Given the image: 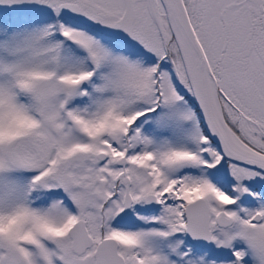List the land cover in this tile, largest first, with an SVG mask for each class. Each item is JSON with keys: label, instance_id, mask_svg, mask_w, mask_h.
<instances>
[{"label": "snow or ice", "instance_id": "snow-or-ice-1", "mask_svg": "<svg viewBox=\"0 0 264 264\" xmlns=\"http://www.w3.org/2000/svg\"><path fill=\"white\" fill-rule=\"evenodd\" d=\"M0 264H264V0H0Z\"/></svg>", "mask_w": 264, "mask_h": 264}]
</instances>
